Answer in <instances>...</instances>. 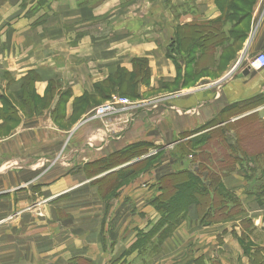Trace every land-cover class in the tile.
Returning <instances> with one entry per match:
<instances>
[{
  "label": "crops",
  "instance_id": "obj_1",
  "mask_svg": "<svg viewBox=\"0 0 264 264\" xmlns=\"http://www.w3.org/2000/svg\"><path fill=\"white\" fill-rule=\"evenodd\" d=\"M233 1L0 0V131L7 125L8 95L21 90L29 72L36 76L34 94L51 104L38 121L42 126L27 135L24 123L10 137L0 132V264H264V208L245 191L239 171L224 185L239 198L242 214L221 216L212 209L204 220L193 203L173 230L159 231L152 205L158 181L178 170L172 150L186 143L184 134L238 104L264 100V68H249L264 53V0L229 25ZM218 20L223 23L214 24L213 45L204 51L197 42L208 63L195 59L191 78L184 34ZM244 24L248 31L237 38L235 28ZM223 45L235 49L234 59L222 62ZM135 59L146 60L150 73L149 85L137 87L141 97L169 94L174 84L182 94L79 129L57 126L53 115L66 123L74 119L119 70L132 73ZM200 71L207 73L200 77ZM69 137L72 143L60 154ZM135 144L151 148L106 172L85 169ZM154 151L161 153L158 163L107 191L112 174ZM26 173L34 175L30 186L39 187L34 194ZM31 195L39 202L27 203Z\"/></svg>",
  "mask_w": 264,
  "mask_h": 264
},
{
  "label": "trees",
  "instance_id": "obj_2",
  "mask_svg": "<svg viewBox=\"0 0 264 264\" xmlns=\"http://www.w3.org/2000/svg\"><path fill=\"white\" fill-rule=\"evenodd\" d=\"M222 23L223 21L218 20L198 26L197 34L201 35L199 47L204 49V51L208 50L210 43L212 45L214 43V26L221 27ZM127 73L125 74L126 76L122 77L120 83H117L118 86H114V89L118 91L120 88L124 89L125 86L127 88L131 87L134 92L131 96L134 97L139 84L146 83L147 86L149 85L150 73L146 60L135 59L133 72ZM263 104L264 100H250L231 107L228 111L221 113L220 116L224 113H229L227 116V121H229L232 116L241 115L244 111L254 109ZM4 115L7 117L8 113ZM224 121V118L221 121L218 119L215 122H210L205 128L201 127L200 129L206 130ZM233 124L228 123L225 126L240 128V131L232 133L234 131L228 129V127L219 128L222 130L215 128L213 129V134L210 131L199 139L176 146L172 157L176 160L177 172L164 176L156 184V188L160 192L152 201V205L160 214V222L156 230L160 231L164 227L165 229L173 230L180 215L184 216L189 206L193 203L198 205L204 220L210 218L209 215L212 213V209H214V214H220L221 216L242 214V203L239 198L223 184V179L232 175L237 170V167L243 172L245 188L248 194L254 195L258 204L264 206V121H260L258 115L254 114L248 118L237 120ZM250 127L251 129L254 127L255 131L247 132ZM194 132L192 131L191 133ZM191 133H186L182 137ZM256 133L262 135L263 146H260L261 148L255 154H247L240 149L239 144L243 139L247 141L249 138L258 137ZM150 148L151 146L147 144H135L106 159L87 165L85 169L90 171L91 174L106 172L135 159L138 154V158L148 154ZM160 156L161 153H158L112 174L107 188L109 190H106L110 191L111 189V194L127 179L158 163ZM179 179L184 180L175 186L179 193L168 201L166 192H168L169 186L176 184L175 181ZM210 202L214 203V206L208 208ZM206 208H208L207 211ZM76 264H79V262L76 261Z\"/></svg>",
  "mask_w": 264,
  "mask_h": 264
},
{
  "label": "rangeland",
  "instance_id": "obj_3",
  "mask_svg": "<svg viewBox=\"0 0 264 264\" xmlns=\"http://www.w3.org/2000/svg\"><path fill=\"white\" fill-rule=\"evenodd\" d=\"M255 0H234L232 5H234V7L236 8V14L234 15V17L232 18L233 20L228 21V24L230 25V23L236 22L237 19H239V17L241 16H248L249 15V11L252 10L253 7V2ZM248 24H244V26H240L239 28H235V33L234 35L238 38V36H240L241 34H244L248 31ZM201 39V35L195 33L193 34L192 31L187 32L186 34H184V37L182 39V44L184 45L183 50L186 52V54L188 55V58L190 60L189 62V72L188 75L189 77L193 78L195 77V75H193L194 73V67L197 64L196 61L200 58V60L203 63H208V57L206 56V54L204 53L203 50L198 51L199 49L197 48V42L198 40ZM238 47V46H237ZM225 49V50H223ZM222 62L227 61V60H231L234 59L235 56V49L233 48H229L226 45L222 46ZM195 51V52H194ZM189 53V54H188ZM196 53V54H195ZM199 55V56H198ZM196 59V61H195ZM119 74L117 75L115 78H112L110 81H108L105 85H102V90H103V94H99V97H96L95 99H89L87 100L88 102H86V106H88L87 109L84 110L85 105H81L80 109L81 112L76 115V117L74 119H72L69 122H64V118L58 116L53 115V120L54 122L57 124V126L61 129V130H67L69 129L72 125H76V127L78 126V129L81 127H85L86 124H88L89 122H92L94 120H99V119H107L109 117L112 116H117V115H121V114H125L126 109L124 108L123 104H119L116 101V98H120L121 100H128L130 103V109H128L129 111H135L136 109H141V108H150L151 106L156 107L159 104H161V102L167 101V100H171L172 98H175L179 95H181L182 93H178L181 89H176L178 84H174L170 89H167V92L169 94H165V95H161V92H154V94L152 93L149 96H145L144 97L140 96L138 91L136 90L135 96L132 97L131 94H133V88H127L125 86L124 89H119L118 91L116 89H114V86H118L117 83H120L121 79L123 76H126L125 74L127 73L125 70H119ZM207 72H199V76L202 77L206 74ZM129 74V73H127ZM35 75H33L32 72H29V74L23 78V82H22V88L19 92H12L8 95V115L5 119V121H7V125H5V127L3 126L2 130L0 131L1 133H4L6 137H10V135L12 134V132L19 127L20 125H22L25 128V133L27 135V129H33V127L38 126H42L41 123H39L41 121V118L44 117V115L49 111L50 108V102L46 101V100H42L40 98H38L34 92H33V85L35 84ZM122 85V84H121ZM263 106V107H262ZM105 109H109V110H105ZM21 113V115H20ZM257 114L260 121H264V104L258 107H255L254 109H249L244 111L241 115L235 116L233 117L231 120L227 121L228 119L225 118L224 115L226 114H222L221 117L219 118V120L221 121L224 118V122H222V124H218L216 125V127L212 126V128H222V127H228L225 126L228 123L233 124L235 121L240 120V119H244V118H248L250 115H254ZM24 119V122L22 121ZM39 121V122H38ZM234 125V124H233ZM42 128L40 127L38 131L34 130V132L32 133L33 136L37 137L39 135V131ZM200 129V128H199ZM228 129L233 130L234 132L232 133H236L238 131H240V128H236V127H228ZM222 130V129H219ZM253 130L255 131L254 127L251 129V127L247 130V132L250 133L253 132ZM197 131V132H196ZM214 130L211 131V133L213 134ZM217 132V131H216ZM0 133V134H1ZM207 135V132H204V130L200 129V130H195L194 133L188 134L186 136H184L185 138L184 141L185 142H189L192 140H196L199 139L203 136ZM252 135V134H251ZM258 135V137L256 138H252V139H248L247 141L243 139V141H241L240 145V149H242L243 151H245V153L247 154H255L257 151H259L258 149H260V146H263V141H262V135L259 133H256V136ZM5 137V138H6ZM249 137H251L249 135ZM254 137V136H253ZM77 137H74L73 139L76 140ZM11 143V142H10ZM72 143L71 142V137L68 138V140L66 141V144L63 145L62 149H61V153H63V151L67 148V146ZM262 144V145H261ZM180 145V144H178ZM177 146V145H176ZM37 149L34 150V152ZM156 151V150H155ZM153 153V155H156L157 153ZM175 152V150H172V153ZM147 155V154H146ZM151 155V154H149ZM145 156V155H144ZM139 154L138 156L135 158L137 160H139ZM29 160L33 159V156L29 155ZM137 163V162H136ZM48 167V166H45ZM45 167H43L42 169H45ZM41 169V170H42ZM48 169V168H47ZM239 171V174H241L243 176V172H241V169L239 167H237V170H235V173ZM45 173V172H44ZM101 173V172H100ZM33 174L31 173H26L25 174V184H26V188L29 187L32 184V179H33ZM231 176V175H229ZM228 176V177H229ZM227 178V177H226ZM111 179V178H110ZM109 179V180H110ZM243 179V187L245 188V179L244 177H242ZM108 179L105 182L106 184H110V181ZM130 179H127L125 182H128ZM226 179H223V184L224 181ZM37 181V180H35ZM34 181V182H35ZM184 180H176V184H174L173 186H169L168 188V192H166V197L167 200L170 201L174 196L176 197V194L179 193V190H176L175 186L177 184H179L180 182H182ZM174 182V183H175ZM31 187V193L34 194V190L36 191L37 189H33L32 186ZM247 191V190H245ZM114 193V192H113ZM237 196V195H236ZM30 199L27 200V203H38L40 197L38 195H31L29 197ZM258 203V202H257ZM259 205V204H258ZM264 208V206H263ZM259 218V214L254 213L253 214V218L252 219H256ZM252 221V220H251ZM248 230L250 231L251 229L248 227ZM250 234V232H249ZM16 262L13 261V264H15Z\"/></svg>",
  "mask_w": 264,
  "mask_h": 264
},
{
  "label": "built area",
  "instance_id": "obj_4",
  "mask_svg": "<svg viewBox=\"0 0 264 264\" xmlns=\"http://www.w3.org/2000/svg\"><path fill=\"white\" fill-rule=\"evenodd\" d=\"M249 68L260 70L264 68V53H259L256 55L255 59L249 64ZM117 103L123 104L124 108L126 109V112H130L128 109H130V103L128 100L124 99L121 100L120 98H116ZM263 107V106H262ZM106 111L109 109H105ZM126 114V113H125ZM127 115V114H126Z\"/></svg>",
  "mask_w": 264,
  "mask_h": 264
},
{
  "label": "water",
  "instance_id": "obj_5",
  "mask_svg": "<svg viewBox=\"0 0 264 264\" xmlns=\"http://www.w3.org/2000/svg\"><path fill=\"white\" fill-rule=\"evenodd\" d=\"M248 72H249V69L244 70V71H243V75L248 74Z\"/></svg>",
  "mask_w": 264,
  "mask_h": 264
},
{
  "label": "bare ground",
  "instance_id": "obj_6",
  "mask_svg": "<svg viewBox=\"0 0 264 264\" xmlns=\"http://www.w3.org/2000/svg\"><path fill=\"white\" fill-rule=\"evenodd\" d=\"M262 70V69H261Z\"/></svg>",
  "mask_w": 264,
  "mask_h": 264
}]
</instances>
